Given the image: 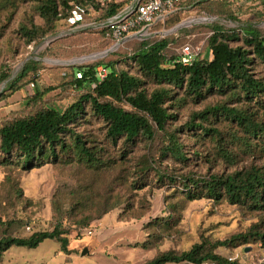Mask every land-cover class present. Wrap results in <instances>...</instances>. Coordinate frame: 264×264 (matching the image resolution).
Masks as SVG:
<instances>
[{
	"label": "rangeland",
	"instance_id": "1",
	"mask_svg": "<svg viewBox=\"0 0 264 264\" xmlns=\"http://www.w3.org/2000/svg\"><path fill=\"white\" fill-rule=\"evenodd\" d=\"M46 1L0 0V129L47 107L65 110L77 102L87 92L74 89L71 83L77 69L84 66L112 62L118 71L139 78L149 94L172 89L145 76L130 59L146 41L169 39L165 52L169 59L177 58L187 44L199 50V59H211L209 38L214 26L240 30L252 25L264 34V0H184V12L176 18L158 23L147 37L132 38L115 47L105 28V11L111 4H121L119 12L124 11L134 0H97L98 8L72 2L70 14L55 23L47 22L41 14ZM182 23L186 25L178 28ZM31 62L37 70L20 82L23 88L13 94L5 92L8 82L23 74ZM257 72L264 77L262 67ZM34 83L54 90L39 101ZM172 90L168 104L176 119L169 122L166 132L156 129L154 140L140 139L134 145L123 140L110 142L106 123L87 107L77 132L101 148L104 159H111L107 167L95 169L75 161L24 171L16 164L6 165L0 153V240L27 238L56 228L69 240L67 253L51 239L35 248L13 246L0 257V264H147L159 253H182L195 245L237 264H264V245L253 236L264 231V211L231 204L227 198L191 201L182 183L188 177L196 180L252 166L264 168L261 155L245 154L234 142L229 149L238 156L236 165L221 159L207 163L216 155V144L210 139L199 141L200 131L185 130L178 136L189 161L178 164L162 157L169 134L182 130L195 113L208 107L225 105L257 114L264 122V96L249 102L230 92L196 100L185 90ZM106 101L150 120L126 102ZM211 124L228 140L237 131L224 119ZM253 146L258 150L257 141ZM161 175L176 178L175 183ZM234 235H243L247 241L242 238L232 246L216 247ZM85 249L89 253L82 256Z\"/></svg>",
	"mask_w": 264,
	"mask_h": 264
},
{
	"label": "trees",
	"instance_id": "2",
	"mask_svg": "<svg viewBox=\"0 0 264 264\" xmlns=\"http://www.w3.org/2000/svg\"><path fill=\"white\" fill-rule=\"evenodd\" d=\"M72 2L83 8L87 6L98 8L97 0H60V4L57 0H47L41 6V14L47 22L55 23L70 14L74 8ZM180 6V10L171 14L166 21L184 12L182 4ZM120 8L121 4L108 5L105 11L107 21L120 14L122 12H119ZM105 28L107 30V27ZM170 43L167 38L153 42L146 41L141 50L130 59L137 64L145 76L172 89L185 90L186 95L196 100H205L207 95H226L230 92L249 102L264 96V77L257 72L259 67L264 69V34L252 25L242 26L240 30H225L221 26H214L209 38L211 59H199L198 54L189 66L178 61L180 55L174 59L167 58L165 52ZM99 66H104L107 71L103 80L97 75ZM35 67L36 63L31 62L23 74L8 82L5 92L13 94L20 91L23 88L20 82L31 71H36ZM77 73H81L82 78H78ZM77 73L71 86L78 91L87 92L77 102L65 110L47 107L34 116L18 120L0 129V153L6 165L16 164L24 171L50 163L70 164L75 161L95 169L107 167L111 159H104L103 150L96 148L89 138L77 132L87 107H90L95 116L104 120L107 125L106 137L113 144L121 140L131 145L136 144L140 139L152 141L157 131L166 132L169 122L176 119V114L171 112L172 106L168 104L172 99V89L156 90L149 94L142 89L143 83L139 78L126 71H118L116 64L112 62L80 67ZM34 78L36 79V76ZM34 78L32 81H35ZM34 86L35 96L39 101L54 90L40 88L36 83ZM6 97L7 95L2 99ZM106 100L126 102L136 111L148 116L150 120ZM223 119L237 128L229 140L222 135L218 127H213L211 124L212 120ZM185 130L200 131L199 141L210 139L216 144V157L211 156L212 159L207 160V163L221 159L236 165L238 156L229 149L231 145H235L234 142L239 143L245 154L252 152L256 156L258 153L261 155L259 158L264 159V122L258 120L257 114H249L247 111L225 105L208 107L195 113L182 130L177 129L169 134L168 144L162 152V157L178 164H186L189 161L184 144L178 136ZM240 133L243 136L239 135ZM254 141H257L258 150L253 146ZM161 178H167L173 183L176 180L165 175H161ZM182 183L187 199L191 201L209 198L219 202L227 198L231 204L249 206L254 211H264V168L252 166L236 170L231 174H211L208 178L196 180L188 177L183 179ZM253 236L264 245V231L255 232ZM242 238L247 241L243 235H234L230 239L218 242L216 247L232 246ZM47 239L56 240L61 245V251L68 252V237L56 228L52 232L36 233L27 238H2L0 257L13 246L35 248ZM207 262L237 264L236 261L208 251L202 245H195L189 251L182 253L175 251L159 253L147 264Z\"/></svg>",
	"mask_w": 264,
	"mask_h": 264
},
{
	"label": "built area",
	"instance_id": "3",
	"mask_svg": "<svg viewBox=\"0 0 264 264\" xmlns=\"http://www.w3.org/2000/svg\"><path fill=\"white\" fill-rule=\"evenodd\" d=\"M183 2L184 0H134L131 6L108 20L107 35L116 43H120L126 38L147 37L153 26L164 23L171 14L180 10V5ZM198 54L199 50L189 44L184 45L178 61L189 66ZM97 75L103 80L107 71L98 69ZM77 77L82 78V74L77 73ZM29 230H31L30 227H28Z\"/></svg>",
	"mask_w": 264,
	"mask_h": 264
},
{
	"label": "water",
	"instance_id": "4",
	"mask_svg": "<svg viewBox=\"0 0 264 264\" xmlns=\"http://www.w3.org/2000/svg\"><path fill=\"white\" fill-rule=\"evenodd\" d=\"M109 22H107L106 23V25L108 24ZM186 25V23H182V24H180L179 26H178V28H182V27H184ZM130 39H132V38H126L125 40H123L122 42H120V43H116V45H115V47H118L119 45H121L122 43H124V42H126V41H128V40H130ZM113 49H111V50H109V51H106L105 52V54H108L110 51H112ZM249 250L248 249H246L245 250V252H248ZM89 253V251H88V249H85V250H83V252H82V256H85V255H87Z\"/></svg>",
	"mask_w": 264,
	"mask_h": 264
}]
</instances>
